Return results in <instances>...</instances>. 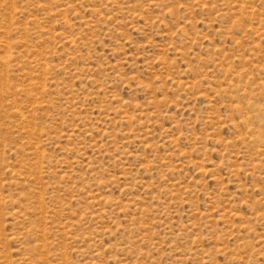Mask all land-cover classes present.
Here are the masks:
<instances>
[{
  "label": "rangeland",
  "instance_id": "374dc122",
  "mask_svg": "<svg viewBox=\"0 0 264 264\" xmlns=\"http://www.w3.org/2000/svg\"><path fill=\"white\" fill-rule=\"evenodd\" d=\"M0 264H264V0H0Z\"/></svg>",
  "mask_w": 264,
  "mask_h": 264
}]
</instances>
